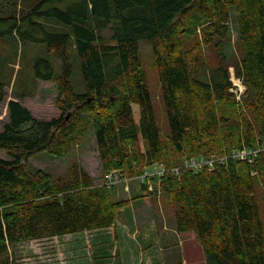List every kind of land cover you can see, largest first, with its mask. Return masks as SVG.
<instances>
[{"label": "trees", "instance_id": "trees-1", "mask_svg": "<svg viewBox=\"0 0 264 264\" xmlns=\"http://www.w3.org/2000/svg\"><path fill=\"white\" fill-rule=\"evenodd\" d=\"M230 8L241 47L233 65L245 86L240 102L222 53ZM0 10V37L16 34L60 61L59 69L45 56L31 64L35 78L54 81L59 115L39 119L10 99L0 125V264H14L17 243L111 226L126 203L112 200L108 188L93 185L81 169L52 180L27 165L39 152L66 155L84 132L82 119H90L104 173L119 169L130 178L155 162L167 168L159 181L176 206L175 229L193 232L206 264H264L258 195L264 184V0H6ZM106 29L109 36L101 34ZM183 34L200 40L183 48ZM140 41L151 48L166 134L157 123ZM204 46L216 49L215 66ZM75 62L81 91L71 79ZM2 89L0 82V103ZM243 146L260 149L253 162L227 157L212 169L171 172L183 156H229Z\"/></svg>", "mask_w": 264, "mask_h": 264}, {"label": "rangeland", "instance_id": "rangeland-1", "mask_svg": "<svg viewBox=\"0 0 264 264\" xmlns=\"http://www.w3.org/2000/svg\"><path fill=\"white\" fill-rule=\"evenodd\" d=\"M0 2L5 3L6 0ZM30 2L31 0H27L28 5ZM4 14L5 12L0 10V15ZM234 17V11L230 8V20L222 53L230 64V91L234 93L235 101L240 102L245 86L242 79L234 75L233 69V65H237L241 57ZM0 23V27L4 28V22ZM55 27L62 28L60 25ZM101 34L109 36L110 30H103ZM198 34L180 36L181 46H192L200 40ZM70 50L74 52L72 46ZM204 53L209 65L215 66L218 59L216 49L204 46ZM139 54L152 95L157 123L162 133L166 134L168 127L160 83L150 45L146 41L139 42ZM37 56H45L59 69V59L46 52L42 45L20 41L16 34L0 37V82L3 84L4 95L0 103V125L6 119L7 99L21 101L39 119L59 115L55 103L57 89L54 81L35 78L33 75L31 64ZM71 79L75 89L81 91L83 86L76 62ZM133 108L134 115L137 116V106L133 105ZM65 117L68 120L71 114L65 113ZM82 126L84 132L81 138L71 144L66 155L56 156L39 152L26 160L27 165L32 170H40L50 175L52 180L67 178L71 171L81 169L88 174L93 185H105L90 119H82L80 127ZM140 145L142 148L143 143L140 142ZM260 149L257 148V152ZM0 153L3 152L0 150ZM185 157L187 156L181 159ZM151 177H148L145 183H141L137 177H128L127 180L121 177L119 182L107 189L112 200L126 202L117 211L112 227L17 243L11 247L14 264H206L203 248L193 232L175 230L173 212L176 206L166 198L158 176L153 180ZM258 191L264 228V184L259 185ZM160 221L165 229L157 223Z\"/></svg>", "mask_w": 264, "mask_h": 264}, {"label": "built area", "instance_id": "built-area-1", "mask_svg": "<svg viewBox=\"0 0 264 264\" xmlns=\"http://www.w3.org/2000/svg\"><path fill=\"white\" fill-rule=\"evenodd\" d=\"M257 154L256 149L248 148L246 146H243L239 149H232L230 152V155H216L213 154L208 158H205L203 156H192V157H185L182 159L181 165L173 167L171 169V172L173 174H178V171L182 167H189L194 171L200 170L203 167H208L209 169H212L214 167L215 163H223L227 160V157H232V159H240V160H246L247 162H252ZM167 171V168L164 167L162 164H153L151 167H147L143 173L137 176L138 180L141 183H144L148 177L150 176H158L161 177L165 172ZM121 177H125V180H127L128 177L124 176L120 170L113 169V170H107L104 173V182L105 186L107 188H110L114 186L117 182L120 181Z\"/></svg>", "mask_w": 264, "mask_h": 264}, {"label": "crops", "instance_id": "crops-1", "mask_svg": "<svg viewBox=\"0 0 264 264\" xmlns=\"http://www.w3.org/2000/svg\"><path fill=\"white\" fill-rule=\"evenodd\" d=\"M7 101H8V99H7ZM157 223L160 224V225L162 226L163 229H165L164 226L162 225V222H161V221H160V222H157ZM111 227H112V226H111ZM175 230H176V229H175Z\"/></svg>", "mask_w": 264, "mask_h": 264}]
</instances>
